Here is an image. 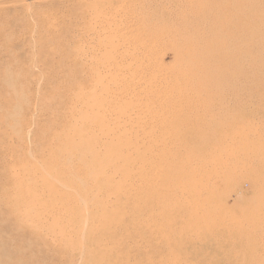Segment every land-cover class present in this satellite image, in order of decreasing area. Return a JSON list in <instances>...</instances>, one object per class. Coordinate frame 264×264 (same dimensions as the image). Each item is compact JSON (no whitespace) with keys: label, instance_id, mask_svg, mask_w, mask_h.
Masks as SVG:
<instances>
[{"label":"rangeland","instance_id":"374dc122","mask_svg":"<svg viewBox=\"0 0 264 264\" xmlns=\"http://www.w3.org/2000/svg\"><path fill=\"white\" fill-rule=\"evenodd\" d=\"M184 6L204 15L189 26ZM256 11L264 0H0V264H264ZM205 14L219 31L200 33ZM180 62L188 78L165 85ZM146 104L157 114L108 121ZM125 148L146 156L130 168Z\"/></svg>","mask_w":264,"mask_h":264},{"label":"bare ground","instance_id":"6f19581e","mask_svg":"<svg viewBox=\"0 0 264 264\" xmlns=\"http://www.w3.org/2000/svg\"><path fill=\"white\" fill-rule=\"evenodd\" d=\"M183 5V4H182ZM186 5V4H185ZM250 5V4H249ZM185 7H189V8H187L188 9V11H189V13H187V14H185V15H188V16H184V17H189V19H190V24H189V26H191V24H193L194 22H197L198 21V19H200V17H201V15H204V12L200 9V10H198V8H192V7H190V6H184V8ZM193 7H194V5H193ZM183 8V7H182ZM186 9H183L182 11H185ZM175 13V12H174ZM180 13H182V15H183V13H186V12H180ZM173 14V13H172ZM242 14V13H241ZM252 15H253V17L254 18H256L258 15V17L256 18V20H257V22H261L262 21V19H263V16H264V14H260V12L259 11H256V12H252ZM250 16V15H249ZM183 17V16H182ZM205 17H209V15H207V14H205ZM246 18L248 19V13L246 12ZM173 19V18H172ZM205 19H207V18H205ZM187 20V19H186ZM209 21H211L212 23H210V25H209V27L207 28V27H205V28H202L201 30H200V33H202V34H204V32L207 30V29H209L211 32L212 31H219L221 28H219L218 27V25H216V22H217V18L216 17H209ZM191 22H193V23H191ZM109 43H111L110 41H109ZM199 43V42H198ZM112 44V43H111ZM154 44H156V43H154ZM161 44V43H160ZM162 45V44H161ZM161 47V46H160ZM171 47V46H170ZM173 51V50H172ZM179 51V50H178ZM178 51L176 50V52H177V55L176 56H178V54L180 53H178ZM181 54H184V53H181ZM179 56H180V54H179ZM178 56V57H179ZM175 57V56H174ZM179 59H180V61H181V57H179ZM177 61V60H176ZM178 62H179V60H178ZM178 62H177V64H178ZM150 62L148 61V62H146V61H139L138 63H136V66H137V68L139 67L141 70H143V67H145L146 69H148V70H155V67H157V66H159L158 65V63H159V61H155L154 62V65H153V67L152 66H150V64H149ZM181 63V62H180ZM175 66H177V65H175ZM178 67V66H177ZM185 67V66H184ZM181 69H182V63H181ZM180 69V66H179V68H176V69H173V70H171L170 69V71H168V72H170V73H168L167 71H164L165 73H167V74H169V76H172V78L170 79V78H165L164 77V84L165 83H169V81L171 82V81H173V80H175L176 82H178V83H181L182 84V81H185L186 80V78H188L187 77V71L185 70V71H183L184 69H182L181 70ZM161 70V69H160ZM154 72V71H153ZM163 72V71H162ZM163 72V73H164ZM162 74V73H161ZM166 74V75H167ZM150 81V82H149ZM148 82L150 83V84H148V89H149V85H150V89H153L154 87H156L157 85L155 84V80H154V78L153 79H151V80H148ZM174 82V81H173ZM156 85V86H155ZM160 85V84H159ZM166 85V84H165ZM146 86V85H145ZM162 86H163V84H162ZM104 88V87H103ZM91 89V88H90ZM90 89H88V88H85V87H80L79 89H78V92H77V96L78 97H81V100H82V97H85L86 99H87V97L90 95L89 94V92H90ZM146 89H147V87H146ZM166 89V88H165ZM99 90V89H98ZM100 90H101V87H100ZM104 90V89H103ZM156 90V89H155ZM108 91V90H107ZM147 91H151V90H147ZM152 93V92H151ZM106 94H108V92L106 93V91H100V92H96V94H94V95H92L91 97H90V99H91V101L93 102V103H96V104H98V103H101V104H104V102H106L107 101V97H106ZM127 95V94H126ZM157 95V94H156ZM182 94H180V96H181ZM76 96V97H77ZM149 102V101H148ZM153 102V101H152ZM144 103H146V102H144ZM142 105V104H141ZM192 105V104H191ZM145 108H141V110L138 108V110L139 111H137L136 113L134 112V111H132V112H134V113H132V112H130V113H127V112H125V111H123L122 109H120V111L118 110V111H116V112H114L115 113V115H114V117L113 116H110L111 118H109L108 119V121L109 122H111V121H113V122H111V124H116V122H120V121H123V120H127V121H130V122H132V121H136V120H138L140 117H141V115H142V117L144 116H149V117H153L155 114H157V113H155V110L154 109H152V107H151V105L150 106H147V104H146V106L145 105H143ZM136 109V108H135ZM134 109V110H135ZM122 110V111H121ZM143 111V112H142ZM162 111V110H161ZM159 112V111H158ZM113 113V114H114ZM159 114V113H158ZM100 115V114H99ZM162 115V114H161ZM101 116H103V115H101ZM148 117V118H149ZM98 118V117H97ZM99 119H101L100 117H99ZM152 119V118H151ZM103 120V119H102ZM121 123V122H120ZM126 129L127 128H125V126H122V127H119V129H118V131L117 132H122V133H124L125 131H126ZM146 130V129H145ZM150 130H147V131H144L143 133H142V131H141V133L143 134V135H145V137L147 136H150V132H149ZM125 134V133H124ZM139 134V133H138ZM142 137V136H141ZM144 137V136H143ZM142 137V138H143ZM146 140V139H145ZM143 141H144V139H143ZM145 142V141H144ZM136 144V143H135ZM148 144H149V142H148ZM132 147V146H131ZM159 147V146H158ZM260 147H262V146H260ZM122 148V147H121ZM151 148V147H150ZM250 147H248V149H247V147L244 149L245 151H242V153L240 154L241 155V157L242 158H245V157H247L248 156V152H250V151H252L251 150V148L249 149ZM144 149V148H143ZM254 149V148H253ZM150 150V149H149ZM105 151H106V149H105ZM104 151V152H105ZM115 151V150H114ZM151 151V150H150ZM110 152H112V150L111 151H109V153L107 154V156H109V155H111V153ZM115 153V155H117L118 157H121V158H123V160L126 162V164L130 167V168H135V166L137 165V163L141 160H143L144 158H145V156H146V152H145V150L144 151H142L141 153H136V152H133L132 153V151L131 150H129V148H125V149H120V150H118L117 152H114ZM101 154V153H100ZM232 155V154H231ZM106 156V157H107ZM113 156H114V154H113ZM150 156V155H149ZM148 156V157H149ZM105 158V157H104ZM108 158H110V157H108ZM112 158H115V157H112L111 156V160H112ZM105 159H107V158H105ZM108 161V160H107ZM112 163V162H111ZM140 163V162H139ZM224 163V162H223ZM105 164H107L106 162H105ZM144 165V164H143ZM146 165V164H145ZM125 167H127V166H125ZM129 168V169H130ZM122 169H124V168H122ZM143 169V168H142ZM125 170H126V168H125ZM134 170V169H133ZM120 171V173L122 174V177H121V179H126V178H129V176L130 175H134L135 173H133L132 174V171L130 172L128 169H127V171H122L121 172V170H119ZM145 171H147V169L145 170ZM149 171V170H148ZM138 172V171H137ZM119 173V174H120ZM140 173H142V172H140ZM138 174H139V172H138ZM144 174H146V172L144 173ZM150 174H151V172H150ZM137 175V174H136ZM136 175H134V176H136ZM141 175V174H140ZM149 175V174H148ZM138 176V175H137ZM229 176H230V185H234L235 183H237V181L236 180H238L239 178H240V173L239 172H237V171H234V172H230L229 173ZM133 177V176H132ZM144 177L145 178H147L145 175H144ZM143 177V178H144ZM143 178H141V179H143ZM262 179H264V175L262 176ZM127 180V179H126ZM191 180V179H190ZM195 179H193L192 181H194ZM144 181V180H143ZM147 181V180H146ZM196 181V180H195ZM195 183H198L197 181L195 182ZM235 186V185H234ZM233 187V186H232ZM142 188H140V190H141ZM118 191V190H117ZM139 191V190H138ZM119 192V191H118ZM127 192V191H126ZM122 193V192H121ZM136 193H138V192H136ZM124 195V194H123ZM128 195V194H127ZM124 197H126V196H124ZM128 197V196H127ZM198 198H199V196H198ZM143 200V199H142ZM146 201H148V200H146ZM197 206V205H196ZM142 207V206H141ZM136 209V208H135ZM195 209V208H194ZM126 210V209H125ZM130 210V209H129ZM128 210V211H129ZM118 213V212H117ZM139 213H140V211H139ZM119 214V213H118ZM116 215V214H115ZM136 215V214H135ZM104 217V216H103ZM133 217H134V215H133ZM134 218H136V217H134ZM182 219V218H181ZM105 223H107V222H105ZM107 225V224H106Z\"/></svg>","mask_w":264,"mask_h":264}]
</instances>
